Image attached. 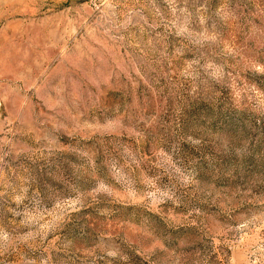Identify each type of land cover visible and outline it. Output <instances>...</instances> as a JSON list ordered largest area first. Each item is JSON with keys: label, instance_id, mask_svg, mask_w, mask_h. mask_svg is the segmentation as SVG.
Instances as JSON below:
<instances>
[{"label": "rangeland", "instance_id": "obj_1", "mask_svg": "<svg viewBox=\"0 0 264 264\" xmlns=\"http://www.w3.org/2000/svg\"><path fill=\"white\" fill-rule=\"evenodd\" d=\"M0 264H264V0H0Z\"/></svg>", "mask_w": 264, "mask_h": 264}]
</instances>
